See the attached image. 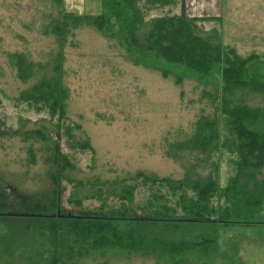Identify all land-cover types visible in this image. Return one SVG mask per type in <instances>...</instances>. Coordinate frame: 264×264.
<instances>
[{
    "label": "trees",
    "instance_id": "1",
    "mask_svg": "<svg viewBox=\"0 0 264 264\" xmlns=\"http://www.w3.org/2000/svg\"><path fill=\"white\" fill-rule=\"evenodd\" d=\"M50 1L63 7L64 0ZM185 5L186 0H102L100 15L64 12L50 25L49 32L59 42L53 74L42 76L16 100L37 112H47L53 129L42 127L26 132L6 129L0 117V139L21 137L40 145V152L46 154L45 164L51 169L54 196L50 203L29 205L17 194L9 193V186L0 180V219L15 221L14 226L7 227L8 235L0 239L3 242L0 251L4 255L14 254L11 246L17 244L16 239H23V230L29 242L24 250L31 243L34 248L39 240L43 243L48 240L49 246H53L45 252L49 256L39 257L46 264H67L93 252L108 251L154 256L171 264H190L192 256L206 264L219 251L218 229L212 227L218 220L247 223L261 217L264 212V107L253 108L233 99L237 94L253 93L264 100V56L242 57L222 43L220 29L213 28L211 34L203 36L197 30L199 23L220 21L221 27V19L188 18ZM83 27H91L119 43L134 65L159 71L164 78H169L175 70H183L187 76L177 77V85L184 78H195L213 87L215 93L206 98L214 113L198 120L196 133L186 141L185 148L200 146L204 140V147L209 148L216 141L219 149L224 127L232 137L237 155L235 172L224 186L219 178L176 180L146 172L109 179L70 177L80 168L75 157L63 149V138L70 141V150L89 154L92 159L94 156L89 141L76 138L74 130L79 127L70 124L66 116L69 94L63 80V50L68 39ZM12 59L18 79L28 83L36 64L24 54H15ZM184 145H171V150ZM34 155L31 148L32 161ZM214 165L217 170L219 164ZM67 189L71 191L68 199L65 198ZM71 206L78 211H66ZM23 219L28 220L22 223V230L17 229L16 221ZM166 221L211 224L213 231L208 228L210 234L195 240L177 238L172 230L157 227Z\"/></svg>",
    "mask_w": 264,
    "mask_h": 264
},
{
    "label": "rangeland",
    "instance_id": "2",
    "mask_svg": "<svg viewBox=\"0 0 264 264\" xmlns=\"http://www.w3.org/2000/svg\"><path fill=\"white\" fill-rule=\"evenodd\" d=\"M185 7L188 18L221 19V27L220 21L199 23L197 30L203 36L211 34L213 28L220 29L222 43L242 57L264 56V0H186ZM64 12L100 15L102 0H64L63 7L50 0H0V117L6 129L20 132L42 127L53 129L47 112H37L16 99L42 76H52L59 42L49 27ZM63 52V80L69 94L67 120L79 127L74 130L76 138L89 141L94 151L93 159L89 154L72 151L68 147L70 141L63 138V149L75 157L81 170L72 172V179L91 176L109 179L146 172L176 180L219 178L224 186L234 174L237 155L232 137L224 127L219 149L216 141L209 148L204 147V140L200 146L185 148L186 141L196 133L198 120L214 113L206 98L215 93L213 87L195 78H184L177 85V77L187 76L183 70H175L169 78H164L159 71L134 65L119 43L91 27L75 31ZM15 54H24L36 64L28 83L17 77L12 59ZM233 100L253 108L264 107V100L258 94H237ZM183 143V147L171 150V145ZM31 148L35 152L33 161ZM45 157L37 142L11 136L0 139V180L9 186V193L17 194L29 205L50 203L54 190ZM214 162L219 164L217 170ZM70 194L67 189L65 198ZM66 204L65 201L64 207ZM74 209L78 211L74 206L66 211ZM57 214L60 215L58 211ZM25 220L28 219L16 221L15 227L22 230ZM217 222L212 227L218 229L219 251L206 264H264V212L253 222ZM14 223L10 218L0 219V239L8 235L7 227ZM157 227L170 229L177 238L190 240L213 231L211 224L176 221H166ZM21 232L23 239H16L17 244L11 246L13 255L0 251V264H46L39 257L49 256L45 252L53 246H49L48 240L45 243L39 240L34 248L31 243L24 250L29 243L28 234ZM198 261V257L189 258L190 264H201ZM67 264L171 263L154 256L108 251L93 252Z\"/></svg>",
    "mask_w": 264,
    "mask_h": 264
}]
</instances>
